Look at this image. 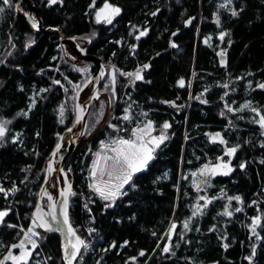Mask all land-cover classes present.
Listing matches in <instances>:
<instances>
[{"label": "trees", "instance_id": "16d2710c", "mask_svg": "<svg viewBox=\"0 0 264 264\" xmlns=\"http://www.w3.org/2000/svg\"><path fill=\"white\" fill-rule=\"evenodd\" d=\"M18 1L9 7L0 0V123L10 122L0 140V187L18 189L0 192V211L8 212L0 222V262L31 228L41 236L19 264H64L59 237L31 220L47 158L96 65L69 53L62 33L106 69L85 133L63 166L74 193L70 224L91 243L75 264H249L253 247L251 264H264V0H107L121 10L111 24L95 19L105 0L94 7L93 0H31L42 26L60 32L47 34L16 13ZM138 69L143 79L125 75ZM149 121L155 130L167 122V139L120 195L104 200L90 186L93 157ZM216 133L225 143L211 139ZM231 147L237 151L226 155ZM219 160L230 161L228 175L204 172ZM236 196L240 201L229 200ZM257 217L259 239L251 230Z\"/></svg>", "mask_w": 264, "mask_h": 264}, {"label": "snow or ice", "instance_id": "6c2138e0", "mask_svg": "<svg viewBox=\"0 0 264 264\" xmlns=\"http://www.w3.org/2000/svg\"><path fill=\"white\" fill-rule=\"evenodd\" d=\"M49 4H56L58 2H62V0H48ZM2 3L4 5H7L9 7H11V0H2ZM228 3H231V0H228ZM95 6V0H93V4L90 5V7H94ZM226 5H221V7H225ZM4 8L0 7V12H3ZM120 8L118 7H114L111 4H109L107 2V0H105L104 6L103 8H100L98 11H96V21L97 23L101 22V20L106 21L107 23L111 24L112 23V19L114 16H117L120 14ZM238 13L236 11L232 12V15L235 16ZM27 15V14H26ZM153 15H155V13H153ZM217 24H219V19H217ZM31 26L34 29H39V24L38 21L35 19V17L31 18ZM146 35V32L141 31L139 33V36H137V39H139L141 36ZM226 35V33H221L220 35V39L223 40L224 36ZM175 46V45H173ZM221 56L225 55V53L221 52L220 53ZM145 69L148 68V65H144L143 66ZM125 75L128 76H135L136 80H140L143 79L142 75H141V70H137L136 73H126ZM114 77H113V81H114ZM54 83H59V81H54ZM179 85L181 87L184 86V81L180 80ZM225 87H227V85H225ZM259 87L264 88V84L259 85ZM244 108L249 107V105L245 104L243 106ZM231 110V109H229ZM253 112H256L257 110L255 108L252 109ZM259 115V113H257ZM26 115V114H25ZM63 115V108H61V116ZM123 119L128 120L129 116L125 115L123 117ZM6 123H10V122H5V123H0V140H3V138L6 135L7 132V128H6ZM258 123L260 124V126L262 128H264V115H260V119L258 121ZM163 129H168L170 127V125L165 122L162 125ZM145 128L147 130H149V132H145L144 129H138L136 131L138 132H144L145 134H150V130L152 129V123L151 121L148 122V124L145 126ZM133 135H136V132L133 133ZM138 140H141L142 137L137 136ZM167 139V136L165 133L161 132V134L158 137H152V139L148 142V143H154L156 147H159V145L165 140ZM211 139L215 142L216 140L219 139L220 143H225V141L220 137L219 133H216L215 135H213L211 137ZM113 143H116L119 145V147L114 148L113 151L116 153L115 158H109V157H105L104 159H114V163H113V171H109L107 174L108 176L111 178L113 175V172L116 173H122V175H117V179L121 180V183L115 186V190H108L105 191V188H102L100 186H97L96 184H93L92 187L94 188V190L99 193V195L104 199V200H114L115 197L120 193V190L123 189L124 185L129 184L130 181L132 180V177L135 173L140 172L142 169H144L146 167V165L148 164V162L150 160L153 159V151L154 148H150L148 147V144L145 143H140L137 144L132 140H125V139H121L119 141H114ZM59 145H57V149H59ZM237 151L236 147H231L227 150L226 155L232 156L235 154V152ZM262 163H264V161H262ZM230 161L228 163H221L216 165L214 168L212 169H208L205 168L204 172H208L210 171L212 174H215L217 172L218 169H226V171H223L222 174L224 175H228L231 171L232 168L229 167ZM99 166V161H97L92 169V175L96 176V172H97V167ZM240 167L243 169L245 167L244 164H241ZM204 172H202L201 174L203 175ZM101 174H103V169H101ZM18 189L13 187L12 189L6 190L3 187H0V192H3L5 194V196L8 195L9 192L15 193ZM69 194L74 195V193L71 192V184L68 185V192L64 193L65 195V200L62 202V214L64 217V223H68V204H67V196ZM126 194V193H123ZM51 199V197H49ZM201 200H204L205 198L203 196L200 197ZM235 199L237 201H240V197L236 196V197H229V200ZM207 203H210V201H207L206 204L204 205L205 207L207 206ZM111 206V205H108ZM200 210V206L197 205L196 207V211L193 212V215L195 216ZM236 211H240L239 208L235 209ZM39 211V210H38ZM8 215L7 211H0V222L3 221V218L5 216ZM223 215H227V216H231L232 212L230 211H225L223 213ZM37 220L42 221L40 223V227H44V228H49V225L45 222H43V217L41 215H37L36 217ZM35 223V222H34ZM260 225V219L257 217L253 220V227H252V233L254 235H257V238L259 239V235L256 233V226ZM11 226V225H10ZM184 228L187 229L189 227V221L184 222ZM176 229V224L173 223L170 229L171 231H174ZM29 232H32V229H28ZM69 231H72V235L75 236V232L69 227ZM33 235H38V233L33 232ZM29 242L32 243V246L35 247V242L31 241V237H28ZM23 241L21 242L20 245L18 246H14V247H23ZM71 243V242H70ZM78 245H83L85 248L87 247V245L84 243L83 240H80L78 237L76 238V242L71 244V247L74 251H72L70 254L67 251L66 248V255H70V259H74L75 256L77 255V253H79L80 248L78 247ZM115 246V245H113ZM225 248L228 247L227 244L224 245ZM165 252L170 251V249L168 247L164 248ZM144 253L141 252V255H143ZM256 254V250L255 247H253L252 249V255L250 257H248L247 259L249 260V264H251V260L252 257L255 256ZM30 255V253H25L24 255L21 256H9L7 257V259H11L13 260L14 264H17V262L21 261V260H25L26 256ZM0 264H2V262H0Z\"/></svg>", "mask_w": 264, "mask_h": 264}, {"label": "water", "instance_id": "95a60500", "mask_svg": "<svg viewBox=\"0 0 264 264\" xmlns=\"http://www.w3.org/2000/svg\"><path fill=\"white\" fill-rule=\"evenodd\" d=\"M26 5L27 10L24 11L21 8V5ZM15 11L16 13H19L21 11L22 15L25 17L28 25L30 28L35 31V32H41L44 34L47 33H60L58 30L50 29V28H44L42 26L41 20L38 16V13L36 11L35 6L32 4L31 0H19L15 6ZM27 14V15H26ZM35 17V19L38 21L39 24V29H34L31 26V18ZM60 39L61 43L65 47L67 45L71 50L73 51V55L78 59V60H89L93 62L96 65V70L90 76L87 81L81 86V88L78 90L76 94V103H75V114L73 121L71 125L61 134L59 137V140L56 144V146L53 148L51 151L50 155L47 158L46 165H45V175H44V180L41 184L40 190L38 192V198H37V204L33 212V217L31 220V224H34L35 226L39 227L40 230L48 233H52L54 235H57L60 239L61 247H62V258L64 261V264H75L77 261L80 253H77L74 259H70V255H66V248L68 253L70 254L72 251H74L71 247L72 243H75L76 241V234L75 236L72 235V231H69V227L74 231L73 227L70 224L69 218H68V223H64V217L62 214V209L61 211L57 214L56 213V208L53 204L52 199H50L48 194H46V191L49 190L50 188V181L52 178H54L55 181V187L59 192H68V185L69 180L67 178V174L64 171V163L65 160L69 157V155L72 153L73 149L75 148V145L81 138V136L85 133L86 130V124H87V116H88V111L90 108V105L92 103V100L98 96V89L99 85L102 82L103 76L106 72V69L103 65V63L96 57L87 52V48H81L77 45L75 40L73 38H66L62 33H60ZM73 42L77 45L75 46ZM102 72V75L99 76L97 75L98 73ZM95 76H98L97 78ZM91 83V89L87 95V98L84 102L79 101V96L82 90ZM78 129V132L70 137V140L68 142V145L66 146L65 152L63 155H59L60 150L62 149L63 144L65 143V138L67 135H70L75 131L76 128ZM57 145H59V149H57ZM58 154L59 155V166L58 168L54 169L52 164H53V158L54 155ZM59 175L63 179V190H61L60 184H59ZM70 195V194H69ZM69 195L67 196V204L69 207ZM64 200H65V195ZM43 198H46L47 204H46V209L44 210L42 206V200ZM63 207V205H62ZM39 210V211H38ZM37 215H41L43 217V222L47 223L49 225V228H44L40 227V223L42 221L37 220L36 217ZM35 222V223H34ZM27 236V233L23 235L22 240L17 245H13L9 248L8 252L4 255L2 258V264H6L7 262V257H9L16 249L22 248V247H14L18 246L21 244L23 241L24 237ZM71 242V243H70ZM24 247V243H23Z\"/></svg>", "mask_w": 264, "mask_h": 264}, {"label": "rangeland", "instance_id": "374dc122", "mask_svg": "<svg viewBox=\"0 0 264 264\" xmlns=\"http://www.w3.org/2000/svg\"><path fill=\"white\" fill-rule=\"evenodd\" d=\"M103 6L104 5H102L100 8H103ZM100 8H98L97 11ZM95 19H96V15H95ZM101 21H104V20H101ZM73 44L75 46H77L74 42H73ZM65 49L69 53L73 54V51L67 45H65ZM92 74H91V76H92ZM97 75L101 76L102 72L100 71V73H98ZM95 77L97 78L98 76H95ZM90 89H91V86L89 88V91H90ZM89 91L87 92V94L85 93L86 95H85L84 99L81 101V103L86 100ZM99 107L101 108L100 105H99ZM108 108H109V104H108L106 110H105V107H102L101 113L98 114L100 118L104 115L105 111H107ZM100 118H99V120H100ZM259 119H260V115L258 116V121H259ZM147 124H148V122H145L142 126H138V127L134 128L132 130L131 138L130 139H125V140H132V141H134L137 144L145 143V144H148V147H150V148L156 147L154 143H148V142L152 139V137H158L161 134V132L165 133V129L155 130L154 127H153V123H152V129L150 130V134H145L144 132L136 131L138 129H144L145 132H149V130H147L145 128V126ZM259 126H260V124H259ZM78 129H79L78 127L75 129V131L72 133V136H74L78 132ZM262 130H263V133H264V128H262ZM134 132H136V135H133ZM137 136L142 137V139L138 140ZM70 137H71L70 135H67V137L65 138V143L63 144L62 149L59 152V155H63L64 154L66 146L68 145V142L70 140ZM119 140H121V139H118L116 141H119ZM117 147H119V145L116 144V143L102 144L100 151H98L97 154L93 157V160H92V163H91V167H90V174H89L90 186L91 187H92L93 184H96L97 186L105 188V191H108V190H113L114 191L115 190V186L121 183V180L117 179V175H122V173L113 172V175H112L111 178L107 174L109 171H113L114 159H107V160L104 159L105 157L115 158L116 153L113 151V149L117 148ZM59 155L58 154L54 155L53 164H52L54 169L58 168V166H59ZM152 155H153V153H152ZM97 161H99V166L97 167L96 176H93L92 175V169H93L94 164ZM221 163H225V162H222V161L219 160L215 165L211 166L210 169L214 168L216 165L221 164ZM101 169H103V174H101ZM223 171H226V169H218L215 174H219V173L222 174ZM208 172H210V171H208ZM59 184H60L61 190H63V179H62V177L60 175H59ZM50 186L51 187L49 188V190L46 191V194H48V196L51 195L50 197H51V199L53 201L54 206L56 207L59 204H62V202L64 201V196H63L64 192H62V191L59 192L57 190V188L55 187L54 178L51 179ZM118 195H120V194H118ZM46 204H47V201H46V198H44V201H42V206H43L44 210H47L46 209ZM38 232L39 231L37 230V232H35V233H38ZM25 233H27V232L25 231ZM40 236L41 235H35L34 236L33 234L30 235V236H27L26 237L27 240H24V247L20 248L19 251L12 253L11 256H21V255H24L26 252L27 253H31V251L33 249V246H32V243L29 242L28 237H31V241L35 242L37 237H40ZM77 237L78 236L76 235V238ZM26 242H28L27 243L28 245H26ZM84 243L86 244V241H84ZM82 246L83 245H79V248H80L79 253L81 252ZM28 256H26L25 260L28 258ZM25 260H21V261L17 262V264H19V263H21V262H23ZM6 264H14V262H13V260L8 259Z\"/></svg>", "mask_w": 264, "mask_h": 264}, {"label": "built area", "instance_id": "2783aa9c", "mask_svg": "<svg viewBox=\"0 0 264 264\" xmlns=\"http://www.w3.org/2000/svg\"><path fill=\"white\" fill-rule=\"evenodd\" d=\"M86 245H87L86 248L84 246H82L81 252L83 251V252L88 253L90 251V245H91V243H86Z\"/></svg>", "mask_w": 264, "mask_h": 264}, {"label": "bare ground", "instance_id": "6f19581e", "mask_svg": "<svg viewBox=\"0 0 264 264\" xmlns=\"http://www.w3.org/2000/svg\"><path fill=\"white\" fill-rule=\"evenodd\" d=\"M77 42V41H76ZM88 118V117H87ZM71 137H72V134H71ZM51 187V186H50ZM51 196V195H50ZM44 199V198H43ZM56 208V213L58 214L60 211H61V209H62V204H59L58 206H56L55 207ZM44 234V233H43ZM50 234V233H49ZM35 236V235H34ZM76 242V241H75ZM78 247H79V245H78Z\"/></svg>", "mask_w": 264, "mask_h": 264}, {"label": "flooded vegetation", "instance_id": "af4514ba", "mask_svg": "<svg viewBox=\"0 0 264 264\" xmlns=\"http://www.w3.org/2000/svg\"><path fill=\"white\" fill-rule=\"evenodd\" d=\"M33 226H34V228L39 229V227L35 226L34 224H33ZM32 234H33V232H28V233H27V236H30V235H32ZM27 236H25L23 240H27V238H26ZM27 243H28V242H26V245H28Z\"/></svg>", "mask_w": 264, "mask_h": 264}]
</instances>
